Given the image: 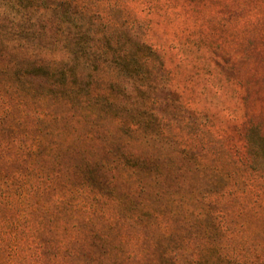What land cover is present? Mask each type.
Segmentation results:
<instances>
[{"label":"rangeland","instance_id":"obj_1","mask_svg":"<svg viewBox=\"0 0 264 264\" xmlns=\"http://www.w3.org/2000/svg\"><path fill=\"white\" fill-rule=\"evenodd\" d=\"M86 42H93L97 49L96 55H86L87 64L95 69H85L84 74L92 78L90 96L107 93L110 82L118 79L127 64L148 65L156 86L167 88L170 103L151 107L153 114L140 107L128 116L111 106L98 118L83 122L71 115L75 110L65 107L71 114L50 122L48 117L38 120L35 105L17 104L6 114L0 101V264H33L38 254L39 248L32 243L37 218H31L21 205V197L30 195L21 186L22 181H36L35 156L51 157L59 149L55 130H62L59 140L65 141L80 134L77 141L82 144L88 132L96 131L99 142L108 145L112 141L118 147L153 145L171 161L186 150L201 164L206 177L186 181L181 191L185 193L187 187L205 191L216 181L217 187L209 189L207 198H215L210 203L223 218L218 223L224 222L233 231L232 236L228 230L220 231V242L206 246V235L197 232L206 224L190 196L179 202L177 252L207 256L228 254L241 245L250 250L264 248V226L258 220L264 212V193L259 190L264 179L257 174L252 178L238 175L233 183L225 176L244 157L247 124L264 129V0H0V58L5 63L61 66ZM149 59L154 62L148 63ZM2 77L0 90H6ZM141 82L144 86L146 80ZM135 88V92L145 89ZM118 89L122 90L121 84ZM165 94H159L163 101ZM137 100L141 101L138 96ZM132 120L133 129L128 131ZM189 163L174 165L188 172L194 168ZM219 189L234 193L219 197L213 193ZM75 200L66 207L71 221H58L52 229L63 248L71 249L68 241L76 236L78 221L85 216ZM48 208L58 214L55 204ZM170 228L165 224L163 230L171 232ZM187 229L192 231L187 233Z\"/></svg>","mask_w":264,"mask_h":264},{"label":"trees","instance_id":"obj_2","mask_svg":"<svg viewBox=\"0 0 264 264\" xmlns=\"http://www.w3.org/2000/svg\"><path fill=\"white\" fill-rule=\"evenodd\" d=\"M81 48L70 53L61 66L54 67L42 64L17 66L9 61L5 63L4 58H0V75L5 79L3 82H7L6 90H0L5 113L9 114L17 104H23V108L28 104L35 105L39 111L38 120L48 117L50 122H56L63 119V115L71 114L67 112V107L75 110L71 115L76 120L83 122L90 117L98 118L111 106L120 108L122 114L128 116L140 107L148 108L153 114L151 107L170 103L166 98L167 88L161 84L156 86L155 76L150 72L152 68L148 69V65L137 68L135 64H127L124 71H120L118 79L110 82L111 88H106L107 93L90 96L92 78L91 75L85 78L84 74L85 69L88 72L95 69L94 65L87 64L89 60L86 55H96L97 49H94L93 42H86ZM113 59L114 63L118 60L117 57ZM147 62L152 64L154 61L149 59ZM161 71L165 73L163 68ZM142 80H146L144 86ZM125 81L134 93L128 90L131 88H127ZM120 84L122 90L118 89ZM135 87L145 89L140 88L135 92ZM165 92L163 101L159 94ZM136 95L141 101L137 100ZM78 108L81 112L76 113ZM162 119L169 122L166 117ZM129 125L127 130L132 131L131 125L134 123L129 122ZM247 125L244 130V157L239 160L237 169L225 172L227 179L233 180V183L238 175L252 178L253 174H257L264 179V129ZM74 131L77 132V129ZM53 133L55 141L61 143L59 149L51 157L35 156L36 181L31 184L22 181L21 186L22 191L28 189L30 192L29 196L21 197V205L27 214L31 213V218H37L32 226V243L39 249L37 256L34 255L33 264H46L44 259L52 264H264V248L250 250L246 245L220 255L177 252L174 238L182 199L191 196L197 203L198 217L206 224L197 232L198 235H206V246L209 248L220 242V231L228 230L230 236L233 231L224 222L218 223L223 218L215 214L211 206L210 201H215V198H207L210 197L207 194L209 189L216 186V181L205 191H189L188 187L185 193L181 191L186 181L206 177V173L200 169L201 164L185 154L186 150L171 161L163 158L153 145L133 148L129 144L118 147L114 141L109 145L99 142L96 131L88 132L82 138L84 146L77 141L81 138L80 134L72 141H65L59 140L62 130ZM180 161L190 162L194 168L188 172L175 168L174 164ZM233 163L236 164V161ZM259 190L264 193V181L260 183ZM213 191L219 193V197L223 193H234L230 189L226 192L222 189ZM76 196L79 198L75 200ZM74 200L76 205L83 208L85 216L78 221L79 224L76 222L79 225L76 226V236L68 241L72 244L71 249L63 248V244L54 236L56 234H52V229L58 221L63 224L71 221L72 217L68 215L72 213L66 207ZM49 204H55L58 214L49 212ZM53 209L51 205L50 210ZM259 215L258 220L264 226V212ZM165 224L172 227L171 232L163 230ZM191 231L187 229V233ZM229 239L232 241L233 237Z\"/></svg>","mask_w":264,"mask_h":264}]
</instances>
